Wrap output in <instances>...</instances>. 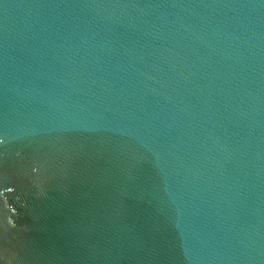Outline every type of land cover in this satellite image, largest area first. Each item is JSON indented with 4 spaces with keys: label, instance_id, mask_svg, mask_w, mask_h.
Here are the masks:
<instances>
[{
    "label": "water",
    "instance_id": "obj_1",
    "mask_svg": "<svg viewBox=\"0 0 264 264\" xmlns=\"http://www.w3.org/2000/svg\"><path fill=\"white\" fill-rule=\"evenodd\" d=\"M0 264H264V0H0Z\"/></svg>",
    "mask_w": 264,
    "mask_h": 264
}]
</instances>
